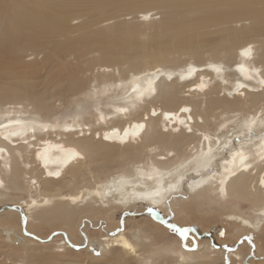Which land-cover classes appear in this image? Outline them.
<instances>
[{
  "label": "bare ground",
  "instance_id": "1",
  "mask_svg": "<svg viewBox=\"0 0 264 264\" xmlns=\"http://www.w3.org/2000/svg\"><path fill=\"white\" fill-rule=\"evenodd\" d=\"M29 46L36 52L18 63L23 75H14L8 60L0 59V191L29 195L15 205L5 197L0 226L28 232L42 243L43 223L52 226L60 218V232L47 246L28 243L22 253L11 247L6 264H30L40 247L49 249V264H124L137 250L129 230L113 237L115 209L146 206L148 218L141 225L149 228H155L151 221L160 227L166 221L160 212L171 210L186 223L191 214L200 219L202 191L251 202L259 210L258 222L242 214L231 221L236 231L264 234V0H0V56L12 55L15 65L13 55L30 56ZM13 47L19 53L10 54ZM249 48V56L241 55ZM61 56L66 64L83 65L78 77H68L70 91L99 98L113 90L121 101L101 100L108 109L95 102L89 121L82 112L72 119L50 118L55 112L47 88L59 84L51 76ZM43 62L47 76H31L30 68L37 74ZM233 68L236 73L229 76ZM190 69L195 71L188 75ZM234 122L248 133H242L243 142L226 133ZM139 124L144 127L138 136L124 138ZM113 170L119 174L100 182ZM180 176L186 181L174 190L152 195ZM89 178V188L81 190L78 180ZM70 187L73 193L59 196ZM95 218L101 222L93 224ZM90 227L98 228L91 236H97L103 255L86 249L80 259ZM136 227L133 235L144 234ZM253 245L259 258L247 260L250 254L243 256V246H237L226 255L230 264H264V244L250 243L252 253ZM212 249L214 256L199 249L195 263L177 256L173 264L223 260L224 250Z\"/></svg>",
  "mask_w": 264,
  "mask_h": 264
},
{
  "label": "rangeland",
  "instance_id": "2",
  "mask_svg": "<svg viewBox=\"0 0 264 264\" xmlns=\"http://www.w3.org/2000/svg\"><path fill=\"white\" fill-rule=\"evenodd\" d=\"M10 51H11L10 54H13L14 52L19 53L15 47H13ZM33 52H36L34 47L29 46L27 48V53L31 54ZM23 54L24 55L21 54V56L13 55V56H15V58H17V62L15 65H13V63H14L13 61H15V59L12 58V55H5L4 57L6 59L3 58V56H0V59H1V61L8 60V61H6V63L11 68V72L12 71L14 72V75H17V74L23 75L24 68L19 67L18 63L21 62V59L31 60L34 57L33 54H31L30 56H27L25 53H23ZM39 56H44V53L43 52L40 53ZM67 57L71 58L70 55H68ZM60 58L61 59L58 61L59 64L55 65L54 70H52V72H54L53 73L54 77L51 76V80H53V78H54V81L55 82L58 81L59 84H57L55 86L50 85L47 88V91L53 96L52 105H53L54 112H55V113H53L54 115L52 114L50 116V118L52 117V119H55V120H61L62 117L63 118L66 117L65 119H72V118H74L73 116L75 115V113H77V112L81 113L82 112L84 114L80 117L86 118V120L89 121L88 120L89 119L88 114L95 112V110H93L94 109L93 105L95 104V102H99V103L104 102L103 104H105V103L109 102V99H111L110 101L115 102V103L118 100H119L118 102L121 101V99L118 98L119 97L118 91L115 92L113 90L104 94V95L103 94L99 95V98L97 96L91 97V95L88 94L87 91H85L86 93H81V94L80 93L75 94L74 91H70L68 89V85H67L68 77L70 75H75L76 77H78V75L81 74V72L83 71V65H77V64H75L76 63L75 61H73L69 64H66L65 62H63L64 59H66L65 56H61ZM228 64L231 65V63H228ZM62 65H63V67H62ZM41 67L42 68H40V71L38 70L37 74H35V72H36L35 67H32V69L30 68V70H31L30 74H32L31 76L34 75L35 77H38V78H41V75L47 76V73H46L47 69H48L47 64H45V62H43L41 64ZM232 70L233 71L227 72L229 74V76H231V74L236 73L234 71V68ZM24 73L27 74V72H24ZM42 84L44 85L45 83H42ZM42 84H41V87L43 86ZM83 84H84V82H83ZM81 103L84 104L83 107L81 106L82 105ZM85 103H86V106H85ZM101 103H100V106L102 105ZM102 108H106V107L103 106ZM85 109H86V113H85ZM87 109L89 110L88 112H87ZM106 109H108V108H106ZM259 120H260V118L258 117L256 122L260 123ZM239 123L234 122V123L229 124V127L227 129V131H229V132H226V133L228 135H231V137L232 136H234L235 138L242 137V133H244L245 128L243 129V131H239L240 126H241V124H239ZM93 127L95 128V126H93ZM260 127H261V129H264V124H261ZM258 133H260V131L254 132V134H258ZM244 134H248V133H244ZM260 136L261 135L256 136L257 138L255 139V141L258 140V138ZM243 141H244V138L242 137L241 142H243ZM113 171L109 172V173L102 174L99 178L100 182L106 181L108 179H112L119 174L118 172H115V171L113 172ZM92 180H93L92 178L85 179V180H82V179L78 180V187H80L81 190L82 189L86 190L87 188H89L90 182ZM183 181H186V180L184 179ZM73 190H74L73 187L65 189L62 192H60L59 196L63 197L64 194H66V193H68V194L71 192L73 193ZM218 191L219 190H216V191L211 192V193L208 191L200 192L199 197L202 199V202L197 204L200 219H198V218L193 219V214H191L189 216L188 222H186V223L181 222L178 214L176 212H174L173 210H171V212H169V213H164V212L162 213L159 211L160 214L166 218V221L164 220L165 222L160 224V227L158 225H156V223L151 221V223L155 224V228H149V226H147V225L146 226L143 224L141 225V221H144L145 218L148 216V213H149V209H147L146 206H144L140 203H137V205L135 207H132V206H130V204H128L123 209H120V208L115 209L114 210L115 211V219L111 220V223L114 225V227L116 229L113 231V234H115L113 237H116L119 234L118 232H120V231L124 232V231L129 230L128 235L131 236L130 238H131L132 242H134V244L136 246V250H137V253L136 254L133 253L132 255H130L124 264H173V262L175 261V258L177 256L181 260L187 259L186 257H189V260L192 261L193 263H195V261L198 258H200V256H199L200 252L198 251L199 249H204L205 251L207 250L208 252H210L211 256L216 255L215 250L212 249L213 247L224 250L223 260L222 259L216 260L215 264H230V259L227 257L228 251L231 250L233 247H237V246L239 248H240V246H243V249H242L243 256L247 255V257H248V255L250 254L249 257L247 258V260H249L253 257H256V259L259 258V256L256 254V250L254 248V245L251 246V251L253 250L254 252L253 253L250 252V243L255 244V243H257V240L260 239V244H264V234H261L259 237L257 234V230L252 231V232H249V231L246 232V231H242V230L236 231L235 230L236 224L233 221H231V219L234 218L235 216L242 214V215H245V216L252 218L254 220V222L255 221L258 222V220L256 218L259 217L257 215V212L259 210H257V207L253 206V204L251 202H248L245 200L242 201L236 197H229L228 199H225L224 197H222V195ZM4 193H5V196H1V194L3 195ZM5 197L7 198V201L9 202V204L12 203V205H15L18 202V200H20L22 198L23 199H29V195L26 192L15 191V192L6 193L3 191H0V204L3 201H5ZM54 198H56V197H54ZM80 204L81 203H79V205ZM55 205H58V204L55 203L53 205V208L57 209L59 206L55 207ZM53 213H55V215H59V214H57V212H53ZM53 213H47V216H52ZM34 215H35V212H34ZM5 216H6V214L2 213V211H1L0 212V225H1V222L4 220L3 217H5ZM1 217H2V221H1ZM210 217H211V219H210ZM212 219H213V223H212ZM60 220H61L60 218H55L53 220L54 224H52V226H48L47 224L43 223L44 228L42 227V236H40L39 239L41 240L42 239L41 237H44V236H47L48 239L46 237L45 238L46 240L44 239L42 241V243H39L41 241H38V239H35L34 237H32L30 235V233H28V232L25 234L23 233L24 234L23 235L19 231H17L15 233L14 229H12L11 231H7L5 227L0 226V264H3V262L4 263L6 262L5 261L6 253H7L8 249H11V247H13L14 250H17V252L20 251L22 253V251L24 250V246L29 245L28 243L36 242V244H39V245L41 244L40 246H43V244H44V246H47L49 244V242H51V240L56 236V233L60 232V231H57L59 226H60L59 225ZM92 220H93V222H92L93 224L101 222L100 218H95ZM79 222H80V220L76 218V220H74L73 223H75V225H78ZM166 222H170V223L173 222L174 224H176L178 229L174 226L166 224ZM263 223H264V221H262L260 225L262 226ZM21 224H22V227H24V222L21 221ZM21 224H20V226H21ZM138 224L141 226L143 231L145 230L144 234L137 233V234L133 235V231H135L136 229H139L138 227H136V225H138ZM205 225H207V228H204ZM106 226H107V224L104 227H106ZM34 227H35V225H34ZM96 229H98V228L97 227H90V229L88 228L85 231V235L87 237H89V240L87 239L89 241V243H86L88 241H85V239H83L82 243H84V245H86V246H84V245L80 246V251H79L81 254L79 256V258L81 257L80 259L85 258L84 252L86 249H89V250L91 249V252H94L93 254H95L96 257H101L103 255V248L100 246V243L98 242L97 236L96 237L91 236V235H93V233L95 232ZM228 229L230 231L232 229H234L235 233H233L231 236H228V233H227ZM234 234H235V236H233ZM11 235L15 236V237H12ZM226 237L227 238L230 237V239L226 240ZM90 238H91V240H90ZM93 238H95V240ZM33 239L35 241H33ZM57 239H61V236L60 237L57 236ZM245 239H246L245 242L247 243V244H245L246 246L242 245L243 240H245ZM63 241H64V239L60 240V242H63ZM247 241H249L250 243ZM51 245H52V243H51ZM34 246H35V244H34ZM42 248L44 249V247L38 248V252L36 254H34V259H32L33 257H31V260L28 258L30 260V261H28V263L31 262L30 264H33L34 262L32 260H34V261L39 260L38 263L41 261L40 263L49 264V262H46V261L50 257V255L48 256L47 253H45L47 251L49 252V249L45 248L43 250ZM245 248L247 250L246 251L247 253L245 252ZM113 255H114V252L109 253V257H113ZM62 257L68 258V255H64ZM40 258H42V260ZM172 260H174V261H172ZM48 261H49V259H48ZM9 264H11V263H9ZM12 264H15V263L12 262Z\"/></svg>",
  "mask_w": 264,
  "mask_h": 264
},
{
  "label": "snow or ice",
  "instance_id": "3",
  "mask_svg": "<svg viewBox=\"0 0 264 264\" xmlns=\"http://www.w3.org/2000/svg\"><path fill=\"white\" fill-rule=\"evenodd\" d=\"M250 54H251V49L250 48L243 50L242 53H241V55H243V56H249ZM213 67H214L215 71H217V72L221 71L220 68H217L215 66H213ZM240 70L241 71H246V69H244L243 66H241ZM193 71H195V70L194 69H190L188 75H191ZM201 87H203V85ZM239 87H243V85H240ZM134 91H135V89H134ZM121 111H126V109H121ZM184 111H188V110L184 109ZM153 114H155V113H153ZM101 118H103V117H101ZM170 118H171L170 114H166L165 115V119H170ZM134 127L136 129L135 131L129 132V131L126 130L124 132V138L128 137L129 135L138 136L140 131L143 130L144 125L143 124H139V125H135ZM111 138H113V137L112 136H105V139H111ZM205 139H207V137H205ZM3 151H4V149L0 148V152H3ZM241 163H243V157L241 159ZM50 175H51V173H50ZM56 175H59V173H56ZM181 180H183V176H180V178L177 180L176 184H174V185L170 184L167 189L158 190L155 193H152V195L163 196L165 193L171 192L172 190H174L178 186V184L180 183ZM261 183H264V181H262Z\"/></svg>",
  "mask_w": 264,
  "mask_h": 264
}]
</instances>
